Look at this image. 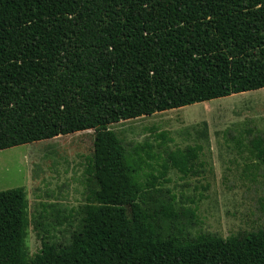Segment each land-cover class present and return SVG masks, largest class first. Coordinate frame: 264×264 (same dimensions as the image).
<instances>
[{
    "label": "trees",
    "instance_id": "trees-1",
    "mask_svg": "<svg viewBox=\"0 0 264 264\" xmlns=\"http://www.w3.org/2000/svg\"><path fill=\"white\" fill-rule=\"evenodd\" d=\"M263 88L264 0H0V151L86 130L97 145L81 230L37 264H264V228L161 237L107 129ZM28 226L24 189L0 192V264H30Z\"/></svg>",
    "mask_w": 264,
    "mask_h": 264
},
{
    "label": "rangeland",
    "instance_id": "rangeland-1",
    "mask_svg": "<svg viewBox=\"0 0 264 264\" xmlns=\"http://www.w3.org/2000/svg\"><path fill=\"white\" fill-rule=\"evenodd\" d=\"M138 168V202L163 237L264 228V88L107 127ZM94 130L0 151V192L23 188L30 264L70 243L96 184ZM182 162V163H179Z\"/></svg>",
    "mask_w": 264,
    "mask_h": 264
}]
</instances>
